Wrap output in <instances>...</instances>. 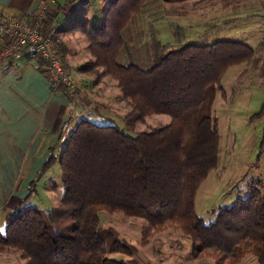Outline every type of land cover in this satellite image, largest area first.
<instances>
[{
  "label": "trees",
  "instance_id": "obj_1",
  "mask_svg": "<svg viewBox=\"0 0 264 264\" xmlns=\"http://www.w3.org/2000/svg\"><path fill=\"white\" fill-rule=\"evenodd\" d=\"M101 1L106 11L100 23L81 19L59 30L46 15L42 28L53 29L56 51L62 49L56 42L61 31L84 35L93 57L84 67H101L129 106L123 127L112 119L78 120L38 172L57 162L63 187L58 204L47 211L25 204L37 174L26 197L4 213L0 249L12 247L23 264H126L106 255H128L129 249L99 226L98 212L105 210L140 217L152 230L178 228L190 239L194 259L207 254L215 264H238L251 254L256 264H264V196L258 180L230 206L213 212L212 221L204 223L194 211L195 190L217 162L219 139L210 111L214 86L227 68L249 60L252 48L230 39L187 42L144 67L132 58L124 41L130 33L124 31L152 0ZM35 59L44 73V61ZM150 114L168 115L169 122L132 133Z\"/></svg>",
  "mask_w": 264,
  "mask_h": 264
},
{
  "label": "rangeland",
  "instance_id": "obj_2",
  "mask_svg": "<svg viewBox=\"0 0 264 264\" xmlns=\"http://www.w3.org/2000/svg\"><path fill=\"white\" fill-rule=\"evenodd\" d=\"M257 1L186 0L163 3L161 0H152L132 15L128 24L131 29L126 27L124 31L125 36L130 33V37H125L124 41L132 58L144 67L166 51L187 42L202 44L219 38L239 40L253 50L249 60L227 68L214 86L213 99H210V111L216 119L219 139L217 162L194 194V211L204 223L214 219L213 212L218 208L228 207L237 196H242L246 185L253 179L260 182L264 196V43H259L254 31L255 28L262 31L264 27V0L258 1L260 5L253 12L244 7L247 2L257 4ZM77 8H70V16ZM81 8L80 17H86L96 24L100 23L106 11L101 0ZM6 39L1 50L8 43L9 39ZM56 42L62 45L57 53L73 85L70 89L63 88L73 98V102L68 110L69 121L63 124L61 135L66 136L80 119L98 124L104 123L105 119H112L123 127L121 119L129 106L118 94L115 81L101 67H84L87 62L93 61L86 48L84 35L75 30L58 35ZM124 52H120L122 61H126ZM2 59L19 58L1 56ZM168 122V115L150 114L137 121L131 132L149 130ZM56 144L53 147L56 148ZM32 156H35V152H30L21 167L18 165L12 169V175L17 177L12 186L3 185V192L0 193V229L5 224L4 213L11 209L15 199L22 198L25 193ZM29 187L31 191L25 204L46 211L56 206L63 192L57 162L43 169ZM98 218L99 226L129 249L128 255L106 254L115 260H122L126 264H215L212 256L207 254L195 258L196 261L192 260L191 241L178 228L165 226L152 230L145 228L146 223L140 217L105 210L98 212ZM239 261L242 264H256L251 254H245ZM23 263L24 259L12 247L0 249V264Z\"/></svg>",
  "mask_w": 264,
  "mask_h": 264
},
{
  "label": "crops",
  "instance_id": "obj_3",
  "mask_svg": "<svg viewBox=\"0 0 264 264\" xmlns=\"http://www.w3.org/2000/svg\"><path fill=\"white\" fill-rule=\"evenodd\" d=\"M95 1L0 0V20L9 17L30 18L43 3L50 2L47 16L52 18L56 29L64 30L78 20H88L86 17H80L79 12L83 11L82 6H90ZM258 1L257 4L247 2L244 7L253 12L257 5H260ZM101 5L106 7L103 1ZM74 6L78 7L77 11L70 16V8ZM254 31L259 43H264V27L262 31L256 28ZM66 33L68 32L58 33L56 40L58 35ZM6 40V36L0 30V50ZM35 64V54L28 48L17 60H0V193L3 192V185L12 186L13 180L17 178L12 175V169L18 165L21 167L23 161H27L30 152H35V156L31 157L28 165L31 167V172L27 181L29 183L34 180L48 157V149L50 153L51 149L55 150L58 146H62L66 137L61 135V132L63 124L69 121L68 110L71 108L73 98L69 97L62 87L51 85L45 72L42 73ZM54 144L56 148L53 147ZM26 194L25 189L22 198L26 197ZM20 199H15V203L10 208L12 209ZM192 260L196 261L194 258ZM238 264H242V261Z\"/></svg>",
  "mask_w": 264,
  "mask_h": 264
},
{
  "label": "built area",
  "instance_id": "obj_4",
  "mask_svg": "<svg viewBox=\"0 0 264 264\" xmlns=\"http://www.w3.org/2000/svg\"><path fill=\"white\" fill-rule=\"evenodd\" d=\"M50 2L43 3L30 18L9 17L0 20L1 33L9 39L1 50L0 57L20 58L28 48L44 61L45 75L51 85L70 89L73 85L69 73L52 43L53 29L42 28Z\"/></svg>",
  "mask_w": 264,
  "mask_h": 264
},
{
  "label": "snow or ice",
  "instance_id": "obj_5",
  "mask_svg": "<svg viewBox=\"0 0 264 264\" xmlns=\"http://www.w3.org/2000/svg\"><path fill=\"white\" fill-rule=\"evenodd\" d=\"M3 230L2 229H0V232H2Z\"/></svg>",
  "mask_w": 264,
  "mask_h": 264
},
{
  "label": "bare ground",
  "instance_id": "obj_6",
  "mask_svg": "<svg viewBox=\"0 0 264 264\" xmlns=\"http://www.w3.org/2000/svg\"><path fill=\"white\" fill-rule=\"evenodd\" d=\"M3 60V59H2Z\"/></svg>",
  "mask_w": 264,
  "mask_h": 264
}]
</instances>
